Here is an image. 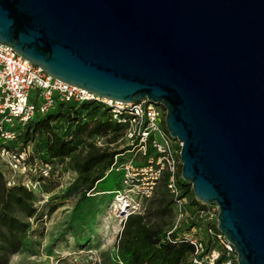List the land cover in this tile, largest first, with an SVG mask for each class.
Wrapping results in <instances>:
<instances>
[{
  "label": "water",
  "instance_id": "water-1",
  "mask_svg": "<svg viewBox=\"0 0 264 264\" xmlns=\"http://www.w3.org/2000/svg\"><path fill=\"white\" fill-rule=\"evenodd\" d=\"M0 42L53 78L166 109L181 177L264 264V0H0Z\"/></svg>",
  "mask_w": 264,
  "mask_h": 264
},
{
  "label": "built area",
  "instance_id": "built-area-1",
  "mask_svg": "<svg viewBox=\"0 0 264 264\" xmlns=\"http://www.w3.org/2000/svg\"><path fill=\"white\" fill-rule=\"evenodd\" d=\"M86 100L103 103L113 119L125 126L124 137L132 145V149L127 150L129 155L122 161L117 159L110 170L123 172L122 182L130 192L129 202L120 212L126 217L144 213L146 201L167 176V190L175 214L168 237L171 238L185 222L193 221V226L183 233V238L195 248L190 264H237L234 245L217 227L218 206L192 203L190 195L179 183L183 143L167 130L166 109L162 104L148 99L120 102L102 98L53 78L41 66L0 42V158L9 168L8 185L22 183L31 189L40 188L41 182L34 181L32 175L38 174L45 179L51 176L52 170L48 164L30 161L31 147L24 151L3 147V140L16 138L15 132L7 127H14L18 121L26 122L36 114L47 113L57 101ZM95 143L104 147L105 136H96ZM120 155L125 156V153ZM21 174L22 179L19 178ZM122 199L126 197L122 196Z\"/></svg>",
  "mask_w": 264,
  "mask_h": 264
},
{
  "label": "trees",
  "instance_id": "trees-1",
  "mask_svg": "<svg viewBox=\"0 0 264 264\" xmlns=\"http://www.w3.org/2000/svg\"><path fill=\"white\" fill-rule=\"evenodd\" d=\"M7 128L15 132L16 138L3 140V147L11 151H24L31 147L30 161L48 164L52 173L55 168L69 162L77 173L83 198L88 192L99 191V182L108 175L117 159L123 160L120 154L131 149L130 145L124 149L112 148L120 137H124L125 126L113 119L103 103L94 100L57 101L47 113L36 114L26 122L18 121L14 127ZM98 135L105 136L104 147L96 145L95 137ZM5 141L10 145H4ZM7 177L0 169V264H7L10 256L23 247V237L31 227L29 219L37 217L39 212L34 201L36 192L22 183L8 185ZM31 178L40 182L44 180L38 174ZM160 183L165 189L160 202L167 203L164 209L159 205L157 212L166 210L174 219L167 176ZM179 183L190 195L192 203L202 204L181 173ZM150 207H146L142 214L127 216L118 235L115 258L120 264H190L195 248L183 238V233L194 222H185L169 238L167 232L171 227L165 229L166 222L160 224L148 220Z\"/></svg>",
  "mask_w": 264,
  "mask_h": 264
},
{
  "label": "rangeland",
  "instance_id": "rangeland-1",
  "mask_svg": "<svg viewBox=\"0 0 264 264\" xmlns=\"http://www.w3.org/2000/svg\"><path fill=\"white\" fill-rule=\"evenodd\" d=\"M4 145H10L6 142ZM131 142L120 137L113 149H124ZM129 150V149H128ZM129 154L125 151L126 158ZM0 169L9 174V168L0 158ZM49 178L41 180L35 188L37 217L30 218L31 227L23 237V247L10 256L7 264H120L116 246L123 228L130 192L122 182L123 172L112 170L98 184V192H88L82 197L77 182V173L71 164L60 165ZM23 178L22 174L19 176ZM159 183L154 195L146 201L150 208L148 220L172 227L170 213L157 212V207L166 208L160 202L165 189ZM122 196L126 199H122ZM124 203V204H123ZM190 209V208H189Z\"/></svg>",
  "mask_w": 264,
  "mask_h": 264
},
{
  "label": "bare ground",
  "instance_id": "bare-ground-1",
  "mask_svg": "<svg viewBox=\"0 0 264 264\" xmlns=\"http://www.w3.org/2000/svg\"><path fill=\"white\" fill-rule=\"evenodd\" d=\"M124 204V203H123Z\"/></svg>",
  "mask_w": 264,
  "mask_h": 264
}]
</instances>
